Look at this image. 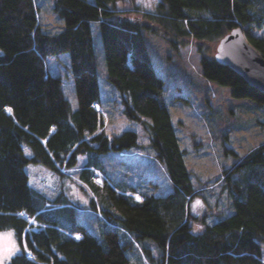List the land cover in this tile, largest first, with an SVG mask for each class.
<instances>
[{"label":"trees","instance_id":"trees-1","mask_svg":"<svg viewBox=\"0 0 264 264\" xmlns=\"http://www.w3.org/2000/svg\"><path fill=\"white\" fill-rule=\"evenodd\" d=\"M117 1L54 0L62 26L51 30L36 0H0V230L14 229L20 247L6 264H131L129 249L149 264H264V141L219 177L231 191L234 212L212 223L210 212L193 214L189 203L200 191L164 99L166 80L145 40L146 32L163 34L177 53L194 44L206 79L264 105V93L214 53L218 41L241 26L264 54V36L251 31L264 29V0H160L155 11L138 8L137 14L119 9ZM95 20L107 77L120 91L124 112L142 123L165 162L174 184L168 194L116 187L93 161L78 167L83 154L133 147L139 137L135 129L112 137L106 132ZM61 54L70 58L67 79L74 82L77 108L62 76L47 65L48 56ZM32 164L62 176L78 168L76 182L91 193L87 208L110 225L102 237L81 222L82 207L62 189L52 198L31 184Z\"/></svg>","mask_w":264,"mask_h":264},{"label":"rangeland","instance_id":"rangeland-1","mask_svg":"<svg viewBox=\"0 0 264 264\" xmlns=\"http://www.w3.org/2000/svg\"><path fill=\"white\" fill-rule=\"evenodd\" d=\"M159 1L118 0L116 4L119 9H129L137 14L138 8L155 11ZM36 2L40 6L43 26L51 30L62 26V19L54 9V0ZM91 27L98 57L100 109L106 119V132L112 137L124 130L135 129L139 137L138 145L133 147L112 149L100 156L91 151L83 154L78 167L93 161L102 170L104 178L116 187H136L145 194H168L174 190V184L167 166L151 144L142 123L124 112L120 91L107 77L99 21H93ZM251 31L264 36V29L253 26ZM145 40L155 69L166 80L164 99L179 136L186 165L192 171V183L200 191L191 199L189 209L195 215L210 212L207 221L215 222L235 210L231 191L219 177L239 156L264 141V105H257L250 98L235 97L230 86L206 79L200 66L201 55L194 44L181 46L177 53L163 34L146 32ZM69 62L68 54L59 57L50 55L47 58L48 67L54 74L62 76L65 93L72 106L77 108L74 82L67 79L70 74ZM77 169L73 168L63 176L39 164L28 165L27 170L31 184L49 197H55L62 189L70 200L82 207L78 213L81 222L102 237L110 225L100 211L87 208L91 206V193L85 185L83 190L81 182V185L76 182ZM97 173L95 178L102 183L103 179L98 178L102 175ZM148 242L154 245L152 240ZM19 248L14 229L0 230V264H6ZM127 255L131 264H149L145 257L138 255L136 249L127 250ZM262 258L264 260V247Z\"/></svg>","mask_w":264,"mask_h":264},{"label":"water","instance_id":"water-1","mask_svg":"<svg viewBox=\"0 0 264 264\" xmlns=\"http://www.w3.org/2000/svg\"><path fill=\"white\" fill-rule=\"evenodd\" d=\"M215 58L264 93V54L247 38L241 26L233 27L218 41Z\"/></svg>","mask_w":264,"mask_h":264},{"label":"built area","instance_id":"built-area-1","mask_svg":"<svg viewBox=\"0 0 264 264\" xmlns=\"http://www.w3.org/2000/svg\"><path fill=\"white\" fill-rule=\"evenodd\" d=\"M78 236H80V234H78Z\"/></svg>","mask_w":264,"mask_h":264}]
</instances>
